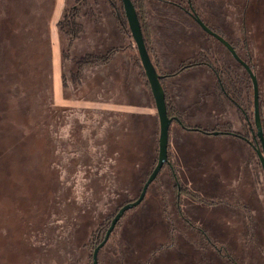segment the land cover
I'll list each match as a JSON object with an SVG mask.
<instances>
[{
    "label": "rangeland",
    "instance_id": "1",
    "mask_svg": "<svg viewBox=\"0 0 264 264\" xmlns=\"http://www.w3.org/2000/svg\"><path fill=\"white\" fill-rule=\"evenodd\" d=\"M141 5L146 30L148 20L168 10L176 15L164 48L173 69L206 61L224 71L221 78L240 104L221 107L222 119L228 117L221 129L252 140L251 78L214 38L211 51L200 50L210 38L196 25V37L186 28L193 24L187 10L233 40L253 69L264 123V0ZM123 11L121 0H0V264H93L96 233L102 227V237L108 219L139 197L157 164L156 103L153 110L150 104L133 109L137 118L93 103L95 91L102 93L111 81L121 83L124 76V83L135 85L115 58L85 63L111 50L131 51L133 38L118 18ZM188 74L178 84L197 91L195 74ZM208 110L205 120L193 116L191 125L215 127L218 110L214 103ZM175 126L170 163L178 151L202 156L182 158L176 177L163 168L141 205L117 224L99 264H264V173L255 150L229 132L205 133L209 140L179 146L172 140ZM248 154L254 174L244 165Z\"/></svg>",
    "mask_w": 264,
    "mask_h": 264
},
{
    "label": "crops",
    "instance_id": "2",
    "mask_svg": "<svg viewBox=\"0 0 264 264\" xmlns=\"http://www.w3.org/2000/svg\"><path fill=\"white\" fill-rule=\"evenodd\" d=\"M159 5L161 8H163L164 6H168V4L166 3H159ZM169 6L172 5L169 4ZM175 16L176 15L171 10H168L166 14L148 20L147 30L145 29V34L147 36L148 44L151 49L150 51L151 58L155 66L157 67L159 73L164 76L162 83L166 92V100H167L168 108H170L171 113L175 115L173 117L176 118L178 117L179 119V121L175 120L171 124V126L173 124L176 125L175 128L173 129L172 140L177 142L179 146L180 143L184 144L186 140L205 142L206 140L210 139L207 136L209 134H205V133H210V135H214L212 134V132L215 131L229 132L230 133L229 135H231L232 137L240 138L239 132L222 131L221 129L222 126L227 124V123H223V120H226L227 116H225V118L222 119V116L219 114L221 107L225 108V110H228L229 101L230 103L231 102L237 103V101L235 99H232L229 95L228 91H231L232 89L229 90L228 88L229 86L228 80L224 81V79L221 78L220 72L221 73L224 72L223 70L220 71L217 68L213 67L211 64L207 63L206 61H203L204 62L203 64L190 67L177 76L174 77L168 76L170 73L174 72L175 70L181 67L180 66L178 68L173 69L172 64L169 60V56L164 51V48H166L167 46V41H169L171 38L170 32H167L168 29L167 26H169L170 22L173 21V18H175ZM191 19L193 21V24L186 26V28L191 30L193 33H195V37H196L197 30L196 27L193 26L196 25L202 31L204 36L206 37L208 36L210 38L209 46L208 45L207 47H204L203 45H199V46L202 52H205L207 48L211 51L213 37L207 34L204 30H202V28L194 21L192 17ZM206 24L210 26V28L216 29V27H213L208 23ZM216 30L218 32L220 31L218 29ZM203 34L202 37L204 38ZM132 40L131 42L129 41L131 45L130 46L131 51L123 52L121 54L116 53L109 61V63L113 60V58L117 59V61H119L117 68L119 67L120 64H122L124 73L129 72L128 75H131L132 78H134V84L136 86L134 85V87H132L127 83H124L126 81L124 76H123L124 81L122 82L120 81L119 78H117L118 82L121 83H113L111 81L109 82V84L105 85L106 87L103 89L102 93L101 91H97V90L95 91V95L93 97V103L95 107H99V108L108 107L109 111H114L115 113H123L126 116H131L134 118L141 114L131 113L133 109L137 108L138 110L140 109V107H144L145 105L147 106L150 104L151 110H153L154 106L152 103L155 104V100L150 88V84L147 80V77L143 72L141 65L139 64V56L136 53L134 42H132ZM230 42L233 43V40ZM117 68L116 70L119 76L122 70L119 71ZM188 73L195 74L194 76L197 78V83H195L196 87H198L197 91L195 90L192 91L189 87L185 88L186 86L183 87L180 84H178V82L187 81L189 75ZM116 77L117 76H115L111 80H114ZM129 82L131 83V81ZM190 90L192 96L189 97L188 92L190 93ZM212 99L214 101H212ZM213 103L216 109L218 110V112L216 113L218 115V119L220 120V121H216L217 122L216 126L210 127L211 128L210 129L208 127L207 128L204 126L202 127V125H191V123L196 120L193 118V116L196 117L198 116V118L202 117L205 120L206 114L209 113L208 109L212 107ZM152 117L154 124H156L157 122L159 123L158 116L156 114H152ZM181 123H184L186 126H189L191 128H199L203 131L187 130L181 125ZM240 126L241 128H243L242 123H240ZM248 145L250 146L251 149H253L250 144ZM176 155L177 157L175 159V163L171 162V165H168L171 171H173L174 176L176 174L175 173L176 168H178L179 165L185 164L182 162V158L187 156V160L188 162H190V160H192V158L195 155L202 156L198 151L193 152L192 150L187 151L186 153L178 151ZM244 165L248 167V171L250 174L256 173L255 169L257 166L252 161L251 154L250 155L248 154V157L245 159ZM257 185L259 186L258 183ZM183 186L191 188L188 185H183ZM191 190L194 191L195 194H199L194 189L191 188Z\"/></svg>",
    "mask_w": 264,
    "mask_h": 264
},
{
    "label": "water",
    "instance_id": "3",
    "mask_svg": "<svg viewBox=\"0 0 264 264\" xmlns=\"http://www.w3.org/2000/svg\"><path fill=\"white\" fill-rule=\"evenodd\" d=\"M121 1L128 21L130 34L137 47V51L142 63V67L145 71L147 80L150 84V88L156 103L158 117L160 121L159 152H158L157 164L153 169L152 173L150 174V176L148 177L147 181L145 182L139 197L135 201L123 205L112 219L111 225L106 232L105 238L95 248L93 252V258H92L93 264H99V253L101 249L108 243L119 221L128 211L141 205V203L145 200L149 187L153 182H155V180L157 179V177L159 176L165 165H171L168 154L169 131L173 121L175 120L179 121L178 118L170 117L168 114L166 92L162 83L164 76L159 73L157 67L155 66L151 58V54L147 48V44L144 38L141 22L139 20L136 7L132 0H121ZM188 13L194 19V21L202 28V30H204L210 36L214 37L223 46L227 48V50L231 53L233 58L241 66L245 68V70L247 71V73L251 78L253 84V90H254V124H255V129L253 130L254 143L243 136L239 135V137L246 140L255 150L264 173V127H263V120L261 115V104H260L261 96H260V86H259L258 77L253 71V69L250 67V65L241 58V56L235 50L234 46L228 40H226L223 36H221L220 34L215 32L212 28H210L208 25H206L205 22L197 15V13L194 10L190 9ZM221 133L222 132L220 131L212 132V134L214 135H219Z\"/></svg>",
    "mask_w": 264,
    "mask_h": 264
},
{
    "label": "trees",
    "instance_id": "4",
    "mask_svg": "<svg viewBox=\"0 0 264 264\" xmlns=\"http://www.w3.org/2000/svg\"><path fill=\"white\" fill-rule=\"evenodd\" d=\"M133 1V3H134V5H135V7H136V10H137V13H138V16H139V20H140V22H141V26H142V31H143V34H144V38H145V41H146V44H147V48H148V50H149V52L151 51V49H150V46H149V44H148V40H147V36H146V34H145V25H144V21H143V17H142V9H141V4H142V2L144 1V0H132ZM159 1H163V0H159ZM165 1V0H164ZM122 2V1H121ZM122 8H123V4H122ZM123 10H124V8H123ZM118 18H119V21H120V23H121V25L123 26V28H125L124 27V25H127L128 26V21H127V18H126V15H125V12L123 11L122 12V15H118ZM67 21V20H66ZM72 21V20H71ZM67 24H69V22L67 23ZM59 26L61 27V29H62V22H60V24H59ZM213 29V28H212ZM68 30L69 31H74V28L72 27V28H70V27H68ZM128 30H129V26H128ZM215 32H217L218 34H220L216 29H213ZM73 33V32H72ZM71 33V34H72ZM129 33H130V30H129ZM131 35V34H130ZM132 37V36H131ZM214 38V37H213ZM215 39V38H214ZM216 40V39H215ZM218 41V40H217ZM219 42V41H218ZM220 43V42H219ZM231 43V42H230ZM221 44V43H220ZM232 44V43H231ZM134 45H135V43H134ZM222 45V44H221ZM233 46H234V48H235V50L237 51V53H238V50H237V47L234 45V44H232ZM226 48V47H225ZM135 49L137 50V47H136V45H135ZM227 49V48H226ZM116 51H118V49L117 50H111V51H109L107 54H105V55H103V56H91V57H88L87 58V60H85V63H88V64H96V65H99V64H107V63H109V61L112 59V57L114 56V54H115V52ZM228 51V50H227ZM138 52V51H137ZM229 52V51H228ZM230 53V52H229ZM231 54V53H230ZM239 54V53H238ZM138 56H139V54H138ZM233 57V56H232ZM242 58V57H241ZM234 59V58H233ZM243 59V58H242ZM235 60V59H234ZM244 60V59H243ZM236 61V60H235ZM237 62V61H236ZM204 62H192V63H188V64H183L179 69H177V70H175L174 72H172V73H170L168 76L169 77H174V76H177V75H179L180 73H182L184 70H186V69H188V68H190V67H194V66H197V65H201V64H203ZM238 63V62H237ZM139 64L141 65V68H142V70H143V72L145 73V71H144V69H143V67H142V63H141V60H140V57H139ZM239 64V63H238ZM240 67L241 68H243L241 65H240ZM146 75V74H145ZM75 77H76V75H74ZM229 92V91H228ZM229 95H230V97L232 98V99H235L234 97H232V95L230 94V92H229ZM236 100V99H235ZM237 102H238V100H236ZM260 104H261V101H260ZM168 106V105H167ZM243 112H244V110H243ZM168 114H169V116L170 117H173V116H175L174 114H172L171 113V110H170V108H168ZM261 114H262V112H261ZM178 118V117H177ZM249 122V121H248ZM250 124H252L251 122H249ZM181 125L185 128V129H187V130H197V131H203V130H201V129H199V128H191V127H189V126H186L184 123H181ZM254 126H255V124H254ZM263 127H264V123H263ZM254 129V128H253ZM205 132V131H204ZM166 166V165H165ZM150 176V175H149ZM174 176V175H173ZM175 177H176V174H175ZM176 187L178 188V184H177V182H176ZM194 197H197V195H193ZM135 201V200H134ZM116 215V214H115ZM114 217H112V218H109L108 219V221H107V225H106V228L104 229V231H103V236L101 237L100 235H99V233H100V231H101V228L98 230V234L96 233V240H98V242H97V246L103 241V239L105 238V235H106V232H107V230L109 229V227H110V225H111V222H112V219H113ZM120 222V221H119ZM99 239H100V241H99ZM96 246V247H97ZM95 247V248H96ZM92 258H93V256H92Z\"/></svg>",
    "mask_w": 264,
    "mask_h": 264
},
{
    "label": "flooded vegetation",
    "instance_id": "5",
    "mask_svg": "<svg viewBox=\"0 0 264 264\" xmlns=\"http://www.w3.org/2000/svg\"><path fill=\"white\" fill-rule=\"evenodd\" d=\"M253 127H252V129H251V131H252V140H250L249 138V140L250 141H252L253 143H254V139H253ZM180 207V206H179ZM182 217L184 218V219H187V218H185L183 215H182ZM187 223L191 226V228L193 229V230H195V225L189 220V219H187Z\"/></svg>",
    "mask_w": 264,
    "mask_h": 264
}]
</instances>
